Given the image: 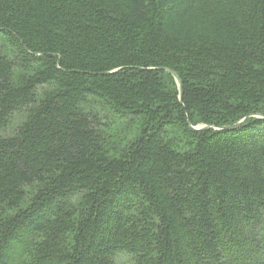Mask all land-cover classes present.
I'll use <instances>...</instances> for the list:
<instances>
[{
  "label": "trees",
  "instance_id": "16d2710c",
  "mask_svg": "<svg viewBox=\"0 0 264 264\" xmlns=\"http://www.w3.org/2000/svg\"><path fill=\"white\" fill-rule=\"evenodd\" d=\"M255 115L264 0H0V264H264Z\"/></svg>",
  "mask_w": 264,
  "mask_h": 264
},
{
  "label": "water",
  "instance_id": "95a60500",
  "mask_svg": "<svg viewBox=\"0 0 264 264\" xmlns=\"http://www.w3.org/2000/svg\"><path fill=\"white\" fill-rule=\"evenodd\" d=\"M60 63V61H59ZM117 72V71H115ZM114 72V73H115ZM109 74V73H108ZM107 74V75H108ZM182 96H183V88H182V84H181V100H182ZM254 117H259V118H264V116H261V115H255ZM246 120V119H245ZM245 120H242L241 122H239L238 124H236L235 126H232V127H225L224 129H230V128H235V127H238L239 125H241ZM208 127L207 126H203V127H199V128H196V130H204V129H207Z\"/></svg>",
  "mask_w": 264,
  "mask_h": 264
},
{
  "label": "rangeland",
  "instance_id": "374dc122",
  "mask_svg": "<svg viewBox=\"0 0 264 264\" xmlns=\"http://www.w3.org/2000/svg\"><path fill=\"white\" fill-rule=\"evenodd\" d=\"M202 126H203V124H200V125L197 126V128L202 127ZM127 261H128V258H127L126 256H124V255H122V256L118 259V262H119L120 264H123V263H125V262H127Z\"/></svg>",
  "mask_w": 264,
  "mask_h": 264
}]
</instances>
